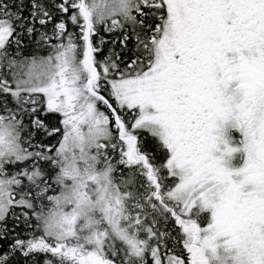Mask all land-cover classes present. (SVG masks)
Here are the masks:
<instances>
[{
  "label": "snow or ice",
  "instance_id": "obj_1",
  "mask_svg": "<svg viewBox=\"0 0 264 264\" xmlns=\"http://www.w3.org/2000/svg\"><path fill=\"white\" fill-rule=\"evenodd\" d=\"M0 264H264V0H0Z\"/></svg>",
  "mask_w": 264,
  "mask_h": 264
},
{
  "label": "trees",
  "instance_id": "obj_2",
  "mask_svg": "<svg viewBox=\"0 0 264 264\" xmlns=\"http://www.w3.org/2000/svg\"><path fill=\"white\" fill-rule=\"evenodd\" d=\"M144 147H145L146 150H150L152 148L151 142H146Z\"/></svg>",
  "mask_w": 264,
  "mask_h": 264
}]
</instances>
